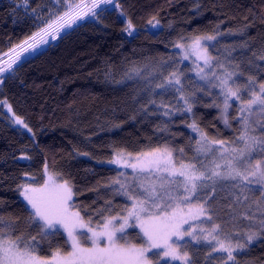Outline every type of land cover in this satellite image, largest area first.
I'll return each mask as SVG.
<instances>
[{
  "label": "trees",
  "instance_id": "trees-1",
  "mask_svg": "<svg viewBox=\"0 0 264 264\" xmlns=\"http://www.w3.org/2000/svg\"><path fill=\"white\" fill-rule=\"evenodd\" d=\"M85 1L69 29L0 71V236L41 256L66 248L24 197L46 172L69 185L82 217L99 222L128 206L113 183L119 170L106 164L114 152L167 148L196 163L192 126L221 141L239 134L233 108L224 121L217 92L195 78L176 45L208 34L237 67L239 84L247 76L264 82V0ZM22 2L0 0V57L66 9ZM196 247L187 264H264V237L229 262Z\"/></svg>",
  "mask_w": 264,
  "mask_h": 264
},
{
  "label": "rangeland",
  "instance_id": "rangeland-1",
  "mask_svg": "<svg viewBox=\"0 0 264 264\" xmlns=\"http://www.w3.org/2000/svg\"><path fill=\"white\" fill-rule=\"evenodd\" d=\"M85 2L54 0L53 12L66 9L7 50L0 71H11L69 29ZM212 40L201 34L175 49L195 78L217 92L224 121L233 108L235 140L211 139L192 126L196 163L175 158L167 148L114 152L106 164L119 170L113 183L128 206L99 222L82 217L69 185L46 172L24 197L45 232L57 229L64 235L66 248L41 256L0 236V264H187L198 245L229 262L264 237V82L247 76L239 84L237 67L223 48L210 47ZM179 81L177 74L169 78Z\"/></svg>",
  "mask_w": 264,
  "mask_h": 264
},
{
  "label": "water",
  "instance_id": "water-1",
  "mask_svg": "<svg viewBox=\"0 0 264 264\" xmlns=\"http://www.w3.org/2000/svg\"><path fill=\"white\" fill-rule=\"evenodd\" d=\"M86 4V2L84 3V5Z\"/></svg>",
  "mask_w": 264,
  "mask_h": 264
}]
</instances>
